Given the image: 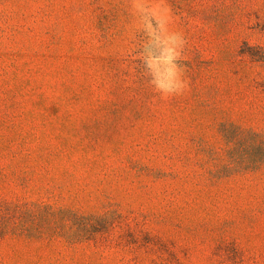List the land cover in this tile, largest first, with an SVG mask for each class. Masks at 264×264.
Returning a JSON list of instances; mask_svg holds the SVG:
<instances>
[{
	"label": "rangeland",
	"instance_id": "1",
	"mask_svg": "<svg viewBox=\"0 0 264 264\" xmlns=\"http://www.w3.org/2000/svg\"><path fill=\"white\" fill-rule=\"evenodd\" d=\"M239 3L0 0V204L60 228L0 264H264L239 134L264 136V27Z\"/></svg>",
	"mask_w": 264,
	"mask_h": 264
},
{
	"label": "trees",
	"instance_id": "2",
	"mask_svg": "<svg viewBox=\"0 0 264 264\" xmlns=\"http://www.w3.org/2000/svg\"><path fill=\"white\" fill-rule=\"evenodd\" d=\"M241 1L242 4H244L245 11H253V13L256 14V25L264 27V0H237ZM239 3V4H241ZM249 14V13H248ZM251 21V20H248ZM246 21V23L248 22ZM239 134L246 142V147H251L252 145H256V147L260 150V156L255 161V164L258 167H264V136L260 135L258 133L253 132L251 129H242ZM233 141H227L228 146L232 145ZM245 163L249 164L251 161L248 159L244 160ZM8 211V209L6 210ZM4 210L2 208V205L0 204V239H6L9 237H15V238H24L27 240H33L34 238H37L38 236H45L48 238L53 237L57 233L60 228H54L52 229V233H42L40 231H36V229H33V216L31 217V221L29 219L24 220L22 214L19 211L13 210L11 213L7 212L6 215H3ZM33 214L32 212H29V214ZM21 214V215H20ZM51 215L53 216V221L56 224V215L59 214V212L50 211ZM62 234V233H60ZM63 237L67 239V243L70 245H73L79 241H83L85 239H88L87 237H83L84 235L76 234H62Z\"/></svg>",
	"mask_w": 264,
	"mask_h": 264
},
{
	"label": "clouds",
	"instance_id": "3",
	"mask_svg": "<svg viewBox=\"0 0 264 264\" xmlns=\"http://www.w3.org/2000/svg\"><path fill=\"white\" fill-rule=\"evenodd\" d=\"M179 87V86H178Z\"/></svg>",
	"mask_w": 264,
	"mask_h": 264
}]
</instances>
